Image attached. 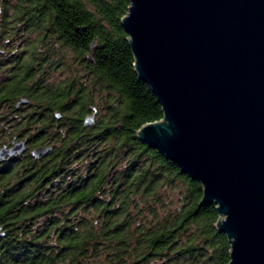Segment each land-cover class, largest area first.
<instances>
[{
  "label": "trees",
  "instance_id": "16d2710c",
  "mask_svg": "<svg viewBox=\"0 0 264 264\" xmlns=\"http://www.w3.org/2000/svg\"><path fill=\"white\" fill-rule=\"evenodd\" d=\"M128 6L0 0V121L52 147L0 170V264L229 261L215 206H198L201 184L136 136L163 113L133 67ZM23 98L27 109H9Z\"/></svg>",
  "mask_w": 264,
  "mask_h": 264
},
{
  "label": "water",
  "instance_id": "95a60500",
  "mask_svg": "<svg viewBox=\"0 0 264 264\" xmlns=\"http://www.w3.org/2000/svg\"><path fill=\"white\" fill-rule=\"evenodd\" d=\"M128 1L133 67L163 113L137 138L201 184L198 206H215L227 264H264V0ZM26 149L3 146L0 161Z\"/></svg>",
  "mask_w": 264,
  "mask_h": 264
},
{
  "label": "flooded vegetation",
  "instance_id": "af4514ba",
  "mask_svg": "<svg viewBox=\"0 0 264 264\" xmlns=\"http://www.w3.org/2000/svg\"><path fill=\"white\" fill-rule=\"evenodd\" d=\"M9 109L11 111L16 110L17 112H20L22 110L27 109L25 108L24 105H14L13 108ZM0 110L6 114L8 108L6 105L0 106ZM3 114L2 118H5L6 116ZM13 118H21L20 113H15L12 115ZM57 117V116H56ZM59 118V116L57 117ZM26 141V151L31 154V151L33 150L34 147L31 146L30 140L28 139L27 136L24 135V132H22L20 129L14 128L12 125L7 124L5 121H0V148L3 146H6L7 148L13 146L14 143L18 141ZM21 155V154H20ZM20 155L13 154L12 156H6L4 159L0 161V170L6 165L8 162L16 160Z\"/></svg>",
  "mask_w": 264,
  "mask_h": 264
},
{
  "label": "rangeland",
  "instance_id": "374dc122",
  "mask_svg": "<svg viewBox=\"0 0 264 264\" xmlns=\"http://www.w3.org/2000/svg\"><path fill=\"white\" fill-rule=\"evenodd\" d=\"M23 43V41H20V40H17L16 42H15V45L16 44H22ZM23 45V44H22ZM2 56H3V59L5 58L4 56H6L5 55V53H3L2 52ZM66 73H68V68L66 69L65 68V70L63 71V70H61V74H60V72H54V73H52L51 74V76H52V78H51V76H50V78H49V81H52V79L53 78H55V79H57L58 77H62V76H64ZM62 75V76H61ZM2 80V77L0 76V81ZM20 105V104H19ZM0 112H2L1 110H0Z\"/></svg>",
  "mask_w": 264,
  "mask_h": 264
}]
</instances>
